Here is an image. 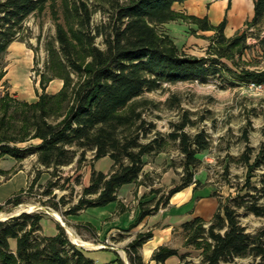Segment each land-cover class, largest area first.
<instances>
[{
    "label": "trees",
    "instance_id": "1",
    "mask_svg": "<svg viewBox=\"0 0 264 264\" xmlns=\"http://www.w3.org/2000/svg\"><path fill=\"white\" fill-rule=\"evenodd\" d=\"M47 1L0 0V82L5 76L1 68L3 55L23 32L26 20ZM65 1L71 2L67 8L78 20L79 34L70 36L62 27L58 28L60 51L52 50L47 69L50 74L48 78L42 77L43 93L36 103H22L10 97L0 100V158L9 156L23 161L30 154H38L39 163L47 169L80 163L88 152L94 153V161L109 158L113 162L110 174L93 171L89 186L70 209L71 215H77L117 202L118 190L140 179L144 157L165 153L168 143H178L183 156L182 180L153 208L142 209L138 218L142 221L167 206L175 194L191 185H195L194 190L201 185L195 173L202 164L199 156L211 148V140L205 130L193 136L186 132L187 127L194 126L187 111L179 122L171 124L169 134L159 132L141 109L146 101L138 100L147 92L164 90L166 85L205 83L210 77L225 75L243 83L264 85V70H234L221 58L186 55L167 34L160 33L161 25L177 19L197 23L202 31L213 29L208 18L185 16L174 10L176 4L189 0H129L124 4L119 0H101L102 9H107L108 22L96 28L95 36L90 35L93 32L87 6L90 0ZM263 23L264 0H254V16L247 28ZM224 28L225 23L215 30L219 37L215 41L226 44L222 57L234 48L244 47L247 40L246 34L226 38ZM98 36L103 37L105 50L95 45ZM258 40L264 52V36ZM71 72L78 77L76 83ZM54 77L64 80V88L56 95L46 94L48 82ZM33 139H39L41 144L25 149L16 146ZM252 154V148L248 147L240 158L247 169L246 183L236 196L219 201L210 225L205 227L198 217L183 225L192 242L201 239L205 243L203 264L234 263L235 258L248 256L264 264V227L250 233L239 219L242 214L264 218V145L256 156ZM259 170L262 172L258 181L252 182ZM213 197H217L216 193ZM21 200L16 195L6 204L18 206ZM42 219L40 213H22L0 222V264H96L88 252L71 243L61 225L57 235H43ZM152 238L148 232L128 245L130 264H143L139 249ZM11 240L17 241L15 251ZM177 255L178 250L163 247L153 254L152 260L164 264Z\"/></svg>",
    "mask_w": 264,
    "mask_h": 264
},
{
    "label": "rangeland",
    "instance_id": "2",
    "mask_svg": "<svg viewBox=\"0 0 264 264\" xmlns=\"http://www.w3.org/2000/svg\"><path fill=\"white\" fill-rule=\"evenodd\" d=\"M119 1L124 4L129 0ZM201 3H203L202 12L205 13V16L200 18L196 15L193 17L208 18L213 27L212 30L202 34L203 31L197 23L177 19L161 25L158 28L159 32L167 34L176 47L186 55L197 58H221V62L234 70L263 71L264 52L258 46V37L264 36V23L247 28V24L254 16V0H225L224 2L200 0L198 4ZM67 5L70 7L71 2L48 0L41 10L26 20L23 32L2 58L1 68L5 76L0 82V100L3 97H10L13 100L30 104L39 100V94L43 93L42 77L44 75L48 78L50 74L47 69L52 50L60 51L57 42L58 28L62 27L70 36L79 34L78 20L68 12ZM87 6L90 10V23L93 31L90 35L95 36L96 28L108 22L107 9H102L101 0H90L87 2ZM223 23H225L224 35L226 38H234L239 34L247 36L244 47L239 46L232 49L230 53L226 54V57L221 55L224 53L226 44H218L215 41L219 38L215 30ZM86 33L88 34L89 31L87 30ZM94 42L99 49L105 50L103 37H95ZM87 62H90V59ZM71 78L75 83L78 81L77 75L73 72H71ZM64 84L63 79L54 77L48 82L45 93L56 95L62 91ZM35 98L37 101L32 102ZM138 101H146L147 104L141 109L146 120L154 122L159 132L165 135L169 134L172 131L171 124L179 122L182 114L187 111L191 114L194 126L187 127L186 132L193 136L197 132L205 130L210 137L211 148L200 154L199 158L202 160V164L195 173V179L201 184L198 186L201 189L197 191L196 200L211 194V191L213 194L216 193L217 201L225 202L237 195L238 190L246 183L248 177L247 169L240 161L242 154L250 147L254 157L264 145V85L243 83L225 75L222 78L210 77L205 83L196 81L166 85L162 91L145 93ZM40 144L39 139H33L16 146L25 149L31 146L37 147ZM167 148L163 159L157 158L158 155L151 156L148 169L152 167L153 170H150L135 184L140 186L144 182L152 184L153 181L179 179L173 184L175 186L181 182L183 156L178 150V143H168ZM93 157L94 153L88 152L82 162L75 161L73 164L59 169H47L42 166L38 161V154H30L23 161L9 156L0 158V215H7L6 218L10 219L11 216L20 214L17 210L21 206L31 205L35 208L33 212L26 210L28 214L40 213L43 217L54 222L40 209L42 207L57 213L67 227L86 233L100 229L103 217H100L95 209H88L84 214H70V209L77 205L84 189L89 186L92 172L97 171L108 175L112 170V161L109 158L94 161ZM8 158L14 160L15 164ZM19 170L28 171V178L15 177ZM260 172L262 171L259 170L254 174L256 177L252 182L258 181ZM206 185L211 186L212 190ZM168 191L164 187L152 189L150 196L153 195V199H147L143 203L141 200L136 202L135 207L138 208L139 213L134 224L127 229V235H133L137 231V227L143 223L138 221L142 209L153 208L154 204L162 201ZM16 195H20L22 198L20 205H7L6 202ZM110 206L114 205L100 209L111 210ZM186 208L190 210L194 207L191 204ZM119 209L123 212L127 209L130 212L133 210L120 206V204ZM6 218H2V220ZM239 219L250 233L257 232L264 227V218L260 219L252 214L246 216L242 214ZM68 220L73 221L74 224ZM203 221L205 227H208L213 220ZM43 225H46L45 220ZM181 229L182 232L176 234L174 240L175 245L178 244L174 249L179 252L177 255L178 264H203L205 243L201 239L199 242H192L191 235L183 227ZM66 234L73 243L67 231ZM125 235H116V240H106L108 241L106 244L117 247L116 241L122 237H130ZM140 236H143V233H137L129 244ZM106 244L103 243V245ZM143 249L144 245L139 249L140 254L141 251L144 253ZM121 250L123 249L121 248ZM124 251V254H121L129 258L127 251L125 249ZM142 260H144L143 255ZM260 262L258 259L248 256L235 258L234 263L228 264H260ZM128 263L130 264L129 261ZM143 264L145 263L143 262Z\"/></svg>",
    "mask_w": 264,
    "mask_h": 264
},
{
    "label": "crops",
    "instance_id": "3",
    "mask_svg": "<svg viewBox=\"0 0 264 264\" xmlns=\"http://www.w3.org/2000/svg\"><path fill=\"white\" fill-rule=\"evenodd\" d=\"M218 1H225V0H218ZM227 2V1H226ZM200 3V0H189L183 4H176L174 6V10L176 12H179L181 14H184L185 16H199L201 18L205 16V13L202 12V6L203 3ZM186 25V24H185ZM204 32V31H203ZM207 33L208 31H205L204 33ZM37 101V98L32 100V102ZM165 154L162 153L157 156V158H162ZM12 160L11 158H8ZM108 159V158H104ZM163 159V158H162ZM102 160V159H101ZM145 167L143 169V172L140 176V179L143 178L144 175H146L150 170L152 171L153 168L148 169L149 161L151 160V156L144 157ZM14 161V160H12ZM13 163V162H12ZM15 164V161L14 163ZM113 165V162H112ZM24 177V179L28 178V171L19 170L15 177ZM175 181H179V179L175 180H161V181H153L152 184L148 182H144V184L138 186L137 184L133 183L131 185H125L121 187L117 194H118V200L115 203H110L108 205H114L110 206L111 210H105L100 208H93L96 210L98 215H100L101 218V228L93 231L92 233H86L84 231H79L75 228H70L74 231V233L79 236L85 243L87 244H103L107 243L110 239L116 240V235H125L130 237H122L117 242V247H111L110 244H106L107 247L105 249H92V250H84L88 252V256L95 261L96 264H119V261H122L124 264H129V258L124 257L122 254H124V249H127V245L133 240L134 236L137 233H143L148 234V232L152 233L153 238L149 240L148 243L144 244V253L141 251V257L143 255L144 260L143 262L145 264H156L153 260V254L161 247L167 246L172 249L177 248L178 244L175 245V239L176 234H180L182 232L181 227H183L184 224L190 222L194 218H201L203 220L212 221L214 215L218 211L219 207V201H217V198L213 197V191L212 193L205 196L204 198H198L196 200L197 191L201 188H197L194 190V185L189 186V188H186L179 193L175 194V196L170 200L169 204L165 207H161L159 212L153 215H149L144 220H142V224H140L137 227V231H135L130 235H127L126 233L127 229L134 224L135 218L138 216V208L135 207L136 202L141 200V203L143 201H147L153 199V195L150 196V191L152 189L157 188H167L168 190H171L175 186L173 185ZM205 186V185H204ZM207 187L211 188V186L206 185ZM88 187V186H86ZM203 188V187H202ZM212 190V188H211ZM120 206H125L126 208H132L133 210L130 212L128 209L123 211H120ZM193 205V209L189 208L187 209L188 205ZM106 205L105 207H107ZM102 207V208H105ZM177 209V210H176ZM174 210H176L175 213ZM87 210L80 211L78 214H84L87 213ZM51 218L54 220L52 222L51 220L47 219L46 217H43L41 221L42 225V234L49 237V236H55L58 234V222L52 217L48 216V218ZM46 221V225H43V221ZM68 222H71V220H68ZM75 222V221H74ZM77 223V222H76ZM74 224V223H73ZM143 227V228H141ZM139 228V229H138ZM141 228V229H140ZM11 248L15 251L17 248V241L11 240ZM121 248L123 250H121ZM122 252V254H121ZM127 256V255H126ZM128 259V260H127ZM179 259L178 257H171L168 260L165 261L164 264H178Z\"/></svg>",
    "mask_w": 264,
    "mask_h": 264
},
{
    "label": "bare ground",
    "instance_id": "4",
    "mask_svg": "<svg viewBox=\"0 0 264 264\" xmlns=\"http://www.w3.org/2000/svg\"><path fill=\"white\" fill-rule=\"evenodd\" d=\"M25 208H27V209H25ZM34 208H35V206H31V205H28V206H21L20 209L17 210V211H18V213H20V212H22V211H26V210H27L28 212H33ZM53 214H54V216H55V218H56L57 220H61L62 224H65V223L63 222L62 218H61L57 213L53 212ZM6 216H7V215H4V214L0 215V219H2V218H6ZM65 225H66V224H65ZM66 227H67V225H66ZM67 230H68L69 237L71 238V240H72L73 243H75V244H80V245H83V246H86L87 249H89V250H92L93 248H96V247H97V246L94 245V244H87V243H85V242H84L79 236H77V235L74 233V231H73L72 229H70L69 227H67ZM121 253H122V252H121Z\"/></svg>",
    "mask_w": 264,
    "mask_h": 264
},
{
    "label": "water",
    "instance_id": "5",
    "mask_svg": "<svg viewBox=\"0 0 264 264\" xmlns=\"http://www.w3.org/2000/svg\"><path fill=\"white\" fill-rule=\"evenodd\" d=\"M40 209H42V211H44L45 212V214L46 215H50V216H52L59 224H61V226H62V228H64L66 231H67V233H68V230H67V227H66V225L65 224H62V222H61V220H57L56 218H55V216H54V214H53V211L52 210H47L46 208H40ZM22 213H26V211H22V212H20V214H18V215H15V216H11L10 218H15V217H19ZM28 213V212H27ZM6 220H8L7 218L6 219H4V220H2V219H0V222H6ZM76 247H79V248H81L82 250H89V249H87V247L86 246H83V245H80V244H75V243H73Z\"/></svg>",
    "mask_w": 264,
    "mask_h": 264
},
{
    "label": "built area",
    "instance_id": "6",
    "mask_svg": "<svg viewBox=\"0 0 264 264\" xmlns=\"http://www.w3.org/2000/svg\"><path fill=\"white\" fill-rule=\"evenodd\" d=\"M97 247L94 249H105L107 247V245H103V244H98L96 245Z\"/></svg>",
    "mask_w": 264,
    "mask_h": 264
}]
</instances>
